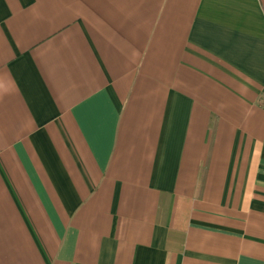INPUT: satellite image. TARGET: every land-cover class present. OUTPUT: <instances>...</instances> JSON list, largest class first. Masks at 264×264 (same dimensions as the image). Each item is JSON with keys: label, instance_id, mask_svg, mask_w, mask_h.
Listing matches in <instances>:
<instances>
[{"label": "crops", "instance_id": "1", "mask_svg": "<svg viewBox=\"0 0 264 264\" xmlns=\"http://www.w3.org/2000/svg\"><path fill=\"white\" fill-rule=\"evenodd\" d=\"M0 264H264V0H0Z\"/></svg>", "mask_w": 264, "mask_h": 264}]
</instances>
